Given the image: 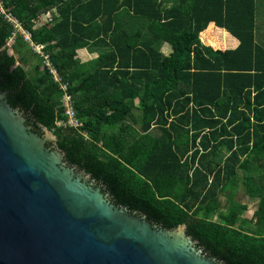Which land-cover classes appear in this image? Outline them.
Here are the masks:
<instances>
[{"label":"trees","instance_id":"trees-1","mask_svg":"<svg viewBox=\"0 0 264 264\" xmlns=\"http://www.w3.org/2000/svg\"><path fill=\"white\" fill-rule=\"evenodd\" d=\"M0 4L43 45L82 125L56 124L66 118L62 90L4 14L0 90L35 131L53 133L69 165L105 185L113 203L167 228L184 224L218 260L264 264V46L256 0ZM210 25L237 45L215 49L227 34L215 32L219 39ZM81 48L97 55L82 62ZM239 181L257 198L250 218L234 199Z\"/></svg>","mask_w":264,"mask_h":264},{"label":"water","instance_id":"water-1","mask_svg":"<svg viewBox=\"0 0 264 264\" xmlns=\"http://www.w3.org/2000/svg\"><path fill=\"white\" fill-rule=\"evenodd\" d=\"M0 90V264H226L184 224L158 225L111 201L105 185L69 165L46 127ZM49 142V145L47 144Z\"/></svg>","mask_w":264,"mask_h":264},{"label":"built area","instance_id":"built-area-1","mask_svg":"<svg viewBox=\"0 0 264 264\" xmlns=\"http://www.w3.org/2000/svg\"><path fill=\"white\" fill-rule=\"evenodd\" d=\"M52 11L53 10H51V12ZM50 13L47 12L42 14L39 19L40 20L42 19L43 21L48 20L51 15ZM0 14H4V17L13 24L14 28L18 29L22 33L24 39L29 43L31 48L39 55V57L42 58L43 67H45L48 70V72L52 76V79L59 84V87L62 90L61 103L66 118L57 120L56 124L58 126H64V127L69 126V127L79 128L82 125V123L76 118L71 96L67 92V83L62 82L60 74L58 73L53 63L51 62L49 55L44 51L43 45L35 44L33 41H31L30 34L22 29L19 21L13 15L5 12L1 4H0Z\"/></svg>","mask_w":264,"mask_h":264},{"label":"rangeland","instance_id":"rangeland-1","mask_svg":"<svg viewBox=\"0 0 264 264\" xmlns=\"http://www.w3.org/2000/svg\"><path fill=\"white\" fill-rule=\"evenodd\" d=\"M212 29H213L212 31L215 34V36L219 37V39L222 38L221 32H224L225 34H227V37H226L227 41L224 42V46H219V47L215 46L214 47L215 49H221L222 50L225 48H233L237 45V39L235 37H233L231 34H229L228 32H226L225 30L217 29L215 26H213ZM255 30L257 32L256 37L258 36L260 38L258 40V42L264 46V2L261 0H256V29ZM218 31H221V32H219V34L215 33ZM203 33L200 34L202 39H203V36H202ZM206 40H207V38H206ZM206 40H204V41L206 43H208ZM11 42H12V40L10 39L7 44L10 45ZM169 49H170V45L168 43H164L161 46V50H163L165 53L168 52ZM9 53H12L11 49H9ZM77 57L79 58L80 61H82L81 57H79L78 55H77ZM90 57H91V55H90ZM92 58H94V57H91V59ZM91 59H89V60H91ZM86 61H88V60H86ZM82 62H85V61H82ZM241 175H242V173H241ZM238 185H239V187H238V190L236 192V195L234 196V199L237 200L238 203H242V204L244 203L247 205V210L245 211V213H243V216L250 218V217H252L253 211L255 210V208L257 206V198L246 196V194L243 191V186L240 183V181H239ZM222 203H223V207H224L226 205V201L224 199H222Z\"/></svg>","mask_w":264,"mask_h":264},{"label":"crops","instance_id":"crops-1","mask_svg":"<svg viewBox=\"0 0 264 264\" xmlns=\"http://www.w3.org/2000/svg\"><path fill=\"white\" fill-rule=\"evenodd\" d=\"M210 26L213 27V25H210ZM217 29H220V28H217ZM219 46H224V43L222 45L220 44ZM77 55L79 57H81L82 61H86V60L91 59V57H95L97 55V53H95V52H89L86 48H81V49H78L77 50ZM90 55H91V57H90Z\"/></svg>","mask_w":264,"mask_h":264},{"label":"flooded vegetation","instance_id":"flooded-vegetation-1","mask_svg":"<svg viewBox=\"0 0 264 264\" xmlns=\"http://www.w3.org/2000/svg\"><path fill=\"white\" fill-rule=\"evenodd\" d=\"M47 144L49 145V142Z\"/></svg>","mask_w":264,"mask_h":264}]
</instances>
